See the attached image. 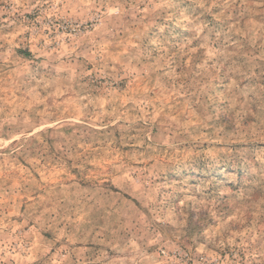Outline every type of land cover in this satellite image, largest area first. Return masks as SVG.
Masks as SVG:
<instances>
[{
	"label": "rangeland",
	"instance_id": "obj_1",
	"mask_svg": "<svg viewBox=\"0 0 264 264\" xmlns=\"http://www.w3.org/2000/svg\"><path fill=\"white\" fill-rule=\"evenodd\" d=\"M0 264H264V0H0Z\"/></svg>",
	"mask_w": 264,
	"mask_h": 264
}]
</instances>
